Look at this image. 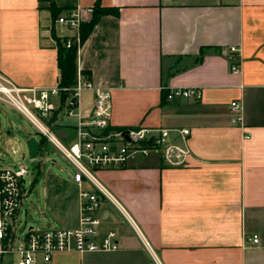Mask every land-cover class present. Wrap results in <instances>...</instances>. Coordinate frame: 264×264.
<instances>
[{
    "label": "crops",
    "instance_id": "1",
    "mask_svg": "<svg viewBox=\"0 0 264 264\" xmlns=\"http://www.w3.org/2000/svg\"><path fill=\"white\" fill-rule=\"evenodd\" d=\"M97 1L117 13L101 15L79 44L76 72L110 92L115 126L188 128L185 142L170 136L188 155L169 166L154 151L97 170L130 217L107 201L97 212L98 232L114 229L119 249L56 252L34 264H264V0H53L61 13ZM53 34L72 31L52 21L48 1L0 0V75L20 87L58 84ZM174 88L201 94L168 101ZM232 101L240 105L236 125ZM92 104L93 88L85 89L79 113ZM76 122L72 115L55 126L63 143L74 140ZM44 197L63 228L78 226L70 177L49 175Z\"/></svg>",
    "mask_w": 264,
    "mask_h": 264
},
{
    "label": "built area",
    "instance_id": "2",
    "mask_svg": "<svg viewBox=\"0 0 264 264\" xmlns=\"http://www.w3.org/2000/svg\"><path fill=\"white\" fill-rule=\"evenodd\" d=\"M92 7H75L59 14L54 23L72 31L65 40L66 47L73 42L78 48L79 25L88 19ZM62 37V36H61ZM236 47L229 48L230 70L239 71L234 60ZM93 88V104L87 115L79 113L81 93ZM198 88H174L166 94L168 101L176 99H199ZM64 95V96H63ZM0 101L7 103L24 115L43 138L52 143L72 165L70 179L79 188L80 216L78 226L67 228H40L27 226L22 229L19 210L25 197L24 177L28 166H0V264L8 254L16 256L12 264H34L37 258L50 261L56 252L114 251L119 249L118 233L114 229L100 235L97 230V212L104 201L109 202L125 220L130 222L127 211L98 181L95 173L100 169L120 168L127 165L130 157H142L150 152H160L165 165H183L188 155L184 144L171 140L172 132L185 142L190 134L186 127L115 126L110 122L111 95L107 89L92 87L91 82L80 71L75 74L71 87L58 84L50 87H20L0 75ZM233 111L232 123L240 120V105L230 103ZM75 115V138L63 143L55 132L57 123L65 117ZM6 134H10L7 127ZM3 135L0 120V138ZM44 155V147L39 155ZM105 213L102 212V216ZM252 243L258 242L253 235Z\"/></svg>",
    "mask_w": 264,
    "mask_h": 264
},
{
    "label": "rangeland",
    "instance_id": "3",
    "mask_svg": "<svg viewBox=\"0 0 264 264\" xmlns=\"http://www.w3.org/2000/svg\"><path fill=\"white\" fill-rule=\"evenodd\" d=\"M0 120L3 135L0 138V166H15L22 163L28 166L24 177L25 198L19 210L22 229L27 226L40 228H63L61 220L46 208L44 185L51 174L69 178L72 165L47 140L44 141V155L31 159L27 140L34 136L37 140L43 135L34 125L15 108L0 101ZM9 127L10 134H6ZM16 259L13 254L3 257V264H12Z\"/></svg>",
    "mask_w": 264,
    "mask_h": 264
},
{
    "label": "trees",
    "instance_id": "4",
    "mask_svg": "<svg viewBox=\"0 0 264 264\" xmlns=\"http://www.w3.org/2000/svg\"><path fill=\"white\" fill-rule=\"evenodd\" d=\"M49 2V10L51 19L54 22L56 17L61 13V9L57 8L53 2V0H45ZM93 10L90 17L84 21H82L79 25V41L80 44L84 42L87 38L91 29L99 19V17L103 14L109 13H117V9L112 7H104L101 6L99 1H97L93 5ZM53 38L56 42V60L57 67L59 70V80L58 85L61 87H71L74 83L75 74H76V66H75V56H76V43H72L69 47H66L65 40L67 37H58L53 34ZM82 74L89 78V75L82 72ZM166 92L164 93V97L166 98ZM64 96V95H63ZM45 139H40V144L43 146Z\"/></svg>",
    "mask_w": 264,
    "mask_h": 264
},
{
    "label": "water",
    "instance_id": "5",
    "mask_svg": "<svg viewBox=\"0 0 264 264\" xmlns=\"http://www.w3.org/2000/svg\"><path fill=\"white\" fill-rule=\"evenodd\" d=\"M27 148L29 157L31 159H36L39 155V141L34 136H31L27 140Z\"/></svg>",
    "mask_w": 264,
    "mask_h": 264
}]
</instances>
